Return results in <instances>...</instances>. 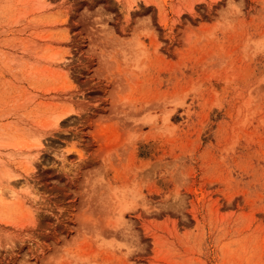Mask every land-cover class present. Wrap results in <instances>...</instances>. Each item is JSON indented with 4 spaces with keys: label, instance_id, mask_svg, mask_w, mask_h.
Returning <instances> with one entry per match:
<instances>
[{
    "label": "rangeland",
    "instance_id": "obj_1",
    "mask_svg": "<svg viewBox=\"0 0 264 264\" xmlns=\"http://www.w3.org/2000/svg\"><path fill=\"white\" fill-rule=\"evenodd\" d=\"M0 264H264V0H0Z\"/></svg>",
    "mask_w": 264,
    "mask_h": 264
},
{
    "label": "bare ground",
    "instance_id": "obj_2",
    "mask_svg": "<svg viewBox=\"0 0 264 264\" xmlns=\"http://www.w3.org/2000/svg\"><path fill=\"white\" fill-rule=\"evenodd\" d=\"M11 176V175H10ZM11 184V183H10Z\"/></svg>",
    "mask_w": 264,
    "mask_h": 264
}]
</instances>
